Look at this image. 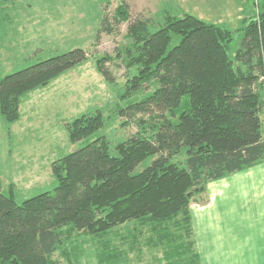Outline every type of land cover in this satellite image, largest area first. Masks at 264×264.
<instances>
[{"label": "trees", "instance_id": "trees-1", "mask_svg": "<svg viewBox=\"0 0 264 264\" xmlns=\"http://www.w3.org/2000/svg\"><path fill=\"white\" fill-rule=\"evenodd\" d=\"M252 7L235 31L189 14L167 15L158 27L151 19L133 20L125 3L112 19L105 13L96 42L131 22L126 83L106 66L110 57L96 66L110 89L125 86L121 100H138L118 113L121 126L142 116V131L114 150L101 136L60 158L52 165L58 187L21 205L16 186L7 188L0 178V264H57L68 228L100 238V264H125L146 246L164 249L170 264H200L194 200L212 182L264 163V0ZM236 36L241 42L232 56ZM174 37L179 44L170 49ZM89 58L78 48L2 77V116L9 124L20 121L24 96ZM65 126L76 144L102 130L105 116L91 109ZM180 156L184 160L175 163ZM132 223L128 233L114 232ZM145 234L146 245L139 238Z\"/></svg>", "mask_w": 264, "mask_h": 264}, {"label": "rangeland", "instance_id": "rangeland-1", "mask_svg": "<svg viewBox=\"0 0 264 264\" xmlns=\"http://www.w3.org/2000/svg\"><path fill=\"white\" fill-rule=\"evenodd\" d=\"M250 2L255 3V0ZM123 3L130 7L133 20L137 16L151 19L158 27L170 14L179 17L182 14L194 15L204 22L220 24L233 31L241 27L240 16L237 18L222 13L225 12L224 8H221L222 12L213 10L210 0H0V79L78 48L90 55L89 61L58 77L52 84L53 90L45 91V100L39 98L40 101L36 102L34 96L38 92L35 91L31 95L34 100L28 105L29 113L16 125L9 124L0 111V178L3 186H16L18 204L53 192L58 187L51 166L60 158L82 149L101 136L108 138L114 150L125 138L137 136L142 131L138 124L142 116L128 120L126 126H121L118 113V109H126L131 103H138V100H121L125 86L118 84L115 89H110L96 66L99 59L110 57L106 66L118 83H126L125 53L132 45L128 36L131 22H124L118 32L112 36L104 35L100 42L94 40L105 13L112 19ZM158 27L151 29L154 32ZM240 42L241 37L236 36L231 46L232 56ZM178 44L179 40L174 37L170 49ZM91 109L104 114L105 127L88 140L76 144L70 142L65 125ZM34 157L42 168V176L17 180L20 174H17L16 168L20 163L26 168L25 165ZM183 160L184 157L180 156L174 162ZM151 163L152 160H148L141 164L137 173ZM46 170L48 173L50 170V173H46ZM206 195L207 192L197 196L193 205L205 203ZM135 226L132 223L114 232L120 234L122 230L126 234ZM67 230L64 244L54 256L56 263L100 264L97 252L100 238L81 235L69 228ZM139 238L142 239L140 243H149L147 234ZM138 251L127 256L125 264H170L163 261L164 249L146 246Z\"/></svg>", "mask_w": 264, "mask_h": 264}, {"label": "crops", "instance_id": "crops-1", "mask_svg": "<svg viewBox=\"0 0 264 264\" xmlns=\"http://www.w3.org/2000/svg\"><path fill=\"white\" fill-rule=\"evenodd\" d=\"M210 1L213 10L222 12L224 8L222 13L240 16L241 23L253 12L250 0ZM55 81L44 89L34 90L38 92L33 95L36 102L39 98L45 100V91H52ZM34 92L22 99L21 119L29 113L28 105L34 100L31 97ZM28 163L26 168L22 163L16 168L20 174L17 180L42 176L35 157ZM207 189L206 203L191 206L200 264H264V163L212 182Z\"/></svg>", "mask_w": 264, "mask_h": 264}]
</instances>
